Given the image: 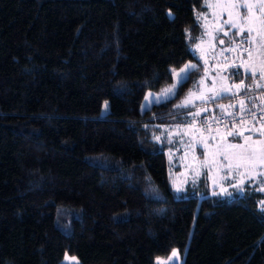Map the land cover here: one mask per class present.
Instances as JSON below:
<instances>
[{
    "label": "trees",
    "instance_id": "trees-1",
    "mask_svg": "<svg viewBox=\"0 0 264 264\" xmlns=\"http://www.w3.org/2000/svg\"><path fill=\"white\" fill-rule=\"evenodd\" d=\"M204 3L0 0V264H153L173 249L182 264H264L263 183L209 196L202 176L176 195L168 178L163 129L200 116L175 108L200 69L139 111L194 61ZM251 79L226 75L238 95L260 90Z\"/></svg>",
    "mask_w": 264,
    "mask_h": 264
},
{
    "label": "rangeland",
    "instance_id": "rangeland-1",
    "mask_svg": "<svg viewBox=\"0 0 264 264\" xmlns=\"http://www.w3.org/2000/svg\"><path fill=\"white\" fill-rule=\"evenodd\" d=\"M244 3L252 5L250 12L241 6ZM260 3L261 0H205V13L196 15L202 36L191 48L194 61L173 70L171 83L167 87L157 93H146L139 108L140 113L148 111L152 106L173 100L180 85L197 69H200V78L194 89L175 103V108L181 110L180 112L191 111L201 104L209 93L215 92L224 96L242 93L243 87L238 90V84L226 81L230 70L242 71L252 78V85L260 89L264 87V78H261L264 76V10L261 9ZM245 15L248 19H244ZM241 29L244 30L243 34ZM248 29L252 30L251 36L248 35ZM186 65L195 67H189L182 72ZM251 72L256 73L255 77ZM173 85L176 87L165 96V90L173 88ZM157 97L159 102H156ZM182 104L186 106L177 107ZM228 107L229 105L222 104L216 109ZM106 112L107 105L104 104L102 115ZM163 130L167 145L172 147L167 154L171 165L167 173L176 195L183 189L186 190L187 184L195 185L202 176H206L207 181L202 192H207L209 196H212V193L224 195L230 189L239 190L246 182L260 183L263 188L261 183L264 184V159H261V156L264 155V135L260 133L264 132V125L242 132L240 136L229 135L234 131L201 136L191 125L171 126ZM246 137L250 139L246 140ZM235 144L243 145V148L230 146ZM251 152L256 155L249 159L248 154ZM175 168L178 169L177 172ZM198 197L201 198V195ZM173 252L177 253L175 257ZM182 263L183 253L177 249L171 250L166 257L155 258L153 261V264ZM60 264L80 263L76 258L64 254Z\"/></svg>",
    "mask_w": 264,
    "mask_h": 264
},
{
    "label": "built area",
    "instance_id": "built-area-1",
    "mask_svg": "<svg viewBox=\"0 0 264 264\" xmlns=\"http://www.w3.org/2000/svg\"><path fill=\"white\" fill-rule=\"evenodd\" d=\"M258 94L264 95L263 86L260 90L245 95L224 96L218 93H209L201 104L191 110V112L200 115L192 121L191 126L198 135L210 136L217 132L242 133L264 125V119H261L264 116V96L258 103L251 106L243 105V110H241V98ZM211 97H215V99H210ZM222 104H227L229 107L216 109L218 105ZM251 112L256 114L255 118L250 114Z\"/></svg>",
    "mask_w": 264,
    "mask_h": 264
},
{
    "label": "snow or ice",
    "instance_id": "snow-or-ice-1",
    "mask_svg": "<svg viewBox=\"0 0 264 264\" xmlns=\"http://www.w3.org/2000/svg\"><path fill=\"white\" fill-rule=\"evenodd\" d=\"M241 6H242L243 8H245L248 12H250L251 9H252V5H251V4H248V3H244V4H242ZM260 7H261L262 10H264V0H261ZM169 15H171V14H169ZM244 19H248V16L245 15ZM232 26L235 27L234 24H233ZM243 31H244L243 29L240 30L241 34H243ZM251 31H252L251 29H248V35H249V36H251ZM225 35H227V33H225ZM245 42H247V41H245ZM220 43H224V41H220ZM246 51H247V49H246ZM249 54H250V53H249ZM189 67H193V68H194L195 65H186V66H185V69H182L181 71L184 72V71H185L187 68H189ZM234 74H236V73H234ZM251 75H252L253 77H255L256 73H255V72H251ZM261 78H264V76H262ZM257 86H259V85L257 84ZM175 87H176V85H173V88L165 90L164 95L166 96L167 93L172 92L173 89H174ZM240 87H243V83H242L241 85H238V86H237V89L239 90ZM248 87H251V86L249 85ZM233 95H235V93H233ZM147 99H148V98L146 97V100H147ZM210 99H215V97H211ZM156 102H159V97L156 98ZM240 104H241V110H243L244 101H241ZM184 106H186V105H185V104L177 105V107H184ZM198 114H199V113H197V115H198ZM250 114L253 116V118L256 117V114H255L254 112H251ZM261 119H264V116H262ZM241 122H243V121H241ZM229 135L240 136V135H242V134L239 133V132H233V133H229ZM260 135H264V132H261ZM245 139H246V140H247V139H250V137H246ZM230 146H231V147H240V148H243V145H238V144L230 145ZM255 155H256L255 152H251V153L248 154V158L251 159V158L254 157ZM225 159L227 160V156H225ZM261 159H264V155L261 156ZM262 190H264V189H262ZM172 255H173V257H175V256L177 255V253H176V252H173Z\"/></svg>",
    "mask_w": 264,
    "mask_h": 264
},
{
    "label": "crops",
    "instance_id": "crops-1",
    "mask_svg": "<svg viewBox=\"0 0 264 264\" xmlns=\"http://www.w3.org/2000/svg\"><path fill=\"white\" fill-rule=\"evenodd\" d=\"M255 128H259V127H255Z\"/></svg>",
    "mask_w": 264,
    "mask_h": 264
}]
</instances>
